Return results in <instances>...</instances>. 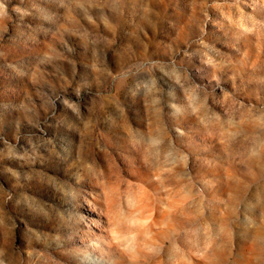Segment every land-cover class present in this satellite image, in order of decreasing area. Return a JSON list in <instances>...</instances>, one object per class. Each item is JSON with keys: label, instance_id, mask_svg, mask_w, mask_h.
<instances>
[{"label": "rangeland", "instance_id": "374dc122", "mask_svg": "<svg viewBox=\"0 0 264 264\" xmlns=\"http://www.w3.org/2000/svg\"><path fill=\"white\" fill-rule=\"evenodd\" d=\"M0 264H264V0H0Z\"/></svg>", "mask_w": 264, "mask_h": 264}]
</instances>
